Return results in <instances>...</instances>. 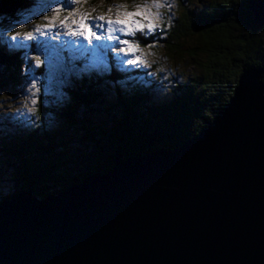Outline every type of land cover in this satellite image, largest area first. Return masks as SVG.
<instances>
[{
  "label": "water",
  "instance_id": "obj_1",
  "mask_svg": "<svg viewBox=\"0 0 264 264\" xmlns=\"http://www.w3.org/2000/svg\"><path fill=\"white\" fill-rule=\"evenodd\" d=\"M264 27V0H248ZM21 0H0L9 15ZM264 70L244 69L200 133L115 156L44 197L0 201V264H264Z\"/></svg>",
  "mask_w": 264,
  "mask_h": 264
},
{
  "label": "trees",
  "instance_id": "obj_2",
  "mask_svg": "<svg viewBox=\"0 0 264 264\" xmlns=\"http://www.w3.org/2000/svg\"><path fill=\"white\" fill-rule=\"evenodd\" d=\"M21 1V10L31 9L37 1L45 2L47 8L57 4L54 0ZM186 1L190 6L196 3V9L186 6L177 13L173 30L161 43L173 52L179 40H193L187 54L191 58L202 55L200 72L177 86L170 100L158 103L150 96V86L145 84L153 80L140 70H132L139 76L129 79L125 68L116 70L97 64L87 72L69 77V101L60 109L63 123L59 122L54 133H48L39 124L27 132L16 131L13 138L0 142V166L9 173L15 188L6 198L22 188H32L34 194L44 197L77 184L92 172L106 171L115 156L126 158L182 145L205 129L225 106L244 69L264 70V27L254 26L248 0ZM16 12L5 15L8 19L0 14V39L5 46L12 44L10 38L14 32L6 21ZM137 37L153 41L152 34L146 38L137 34ZM25 55V49L16 48L7 54L0 44V65H5L9 80L19 79L17 67ZM101 86L110 88L105 94L112 96L116 115L108 126L87 128L84 123L81 126L76 112L102 103L103 98L97 95L100 88L104 89ZM49 109L52 108L45 107L38 99L35 112L40 122ZM77 134L82 136L80 142L75 141Z\"/></svg>",
  "mask_w": 264,
  "mask_h": 264
},
{
  "label": "rangeland",
  "instance_id": "obj_3",
  "mask_svg": "<svg viewBox=\"0 0 264 264\" xmlns=\"http://www.w3.org/2000/svg\"><path fill=\"white\" fill-rule=\"evenodd\" d=\"M49 2L51 1L49 0ZM56 2H58V0L53 1V3ZM59 2L62 3L63 0H59ZM145 3L150 4L151 0H84L78 7L77 12L87 13L90 17L104 16L106 19H115L117 5H122L120 11L123 12L134 11L137 4L143 5ZM167 3L171 5V8L162 7L159 9L161 13V19L158 21L160 27L152 33L151 39L153 41H142L137 37V34L139 35L140 33H137L135 36V41L139 42L140 49V52L137 54H143L144 59L147 61V67L133 68L131 65H122L120 60L123 59V57L118 58V52L111 48L102 51L98 63L109 65L113 68L115 67L114 69L116 70H123V68H125L124 70L128 73L129 79H136L135 77L139 76L137 71L132 70L143 71L147 78L153 80L145 84L150 86V96L157 103L170 100L177 92V86L187 83L190 78L200 72L199 64L204 60L202 55L191 58L187 54V49L193 44V40L191 39L179 40V44L175 43L177 48L174 49L173 52L162 46L161 41H164V39L168 37V34L171 33L175 26L174 18L176 14L184 10L186 6L188 9H196V3L193 2V6H190L186 0H167ZM110 8L111 11H109ZM47 9L48 8L45 7V2L37 1L29 10L18 9L16 15L13 18L10 17L9 21L6 22H9L8 24L11 25V29L13 28L14 31H32L36 25L46 23L41 19V15L45 13ZM152 11L155 12L156 9H152ZM65 14H67V12L61 13V16ZM34 17H36L37 20H34ZM3 18L8 19L6 16ZM16 25L18 27L15 29L14 26ZM165 25H167V27H165ZM55 31L56 30L53 29V32ZM69 39L70 38L63 33L59 36L52 35L51 33H46L44 37L37 36V40L42 41L44 46H46L53 55L51 58L47 55H42L41 59L44 63L39 67H35L31 57L40 54V52L36 50V43L33 41L32 43H35V45H30L28 49H25V58L17 67V70H19L17 73V76H19V79H16L17 82L9 80L7 72H5V65L3 64L4 67L0 65L1 143L7 141L10 137L13 138L16 131L27 132L34 129L36 127L35 125L41 124L46 128L48 133H54L57 127H59V122L63 123V120L60 119L59 116H62V110L60 109L69 101V95L67 94V88L71 84L69 77L81 73L79 70L85 65L92 64L90 56L88 59H76L73 60L71 64L68 63V56L72 51L68 43ZM127 39L132 40L133 38L127 37ZM10 41L13 43L12 40ZM26 42L27 41L24 43ZM3 43L5 42L0 39V44L4 47L6 53L10 54L11 48L5 46ZM101 43L107 42L102 41ZM148 44H154L155 46L147 47L146 45ZM84 47H88V45L84 44ZM55 53H60L61 57H63L65 68H70L72 64H75L76 73L65 75L63 72L54 71L57 64ZM78 62L79 64H77ZM12 69L15 73V69ZM37 70L39 71L38 73ZM34 77L37 78V90L30 88V84ZM156 77H158V80H156ZM107 85L109 86L110 84ZM101 87H104V89L100 88L101 90H98L97 95L103 98L102 103L92 105L87 109L78 110V112H76L77 117L82 122L81 126L83 123L87 128L97 125L108 126L112 118L116 115L117 107L114 106L112 96L105 94V91L110 88L106 86ZM33 91L36 93L35 96L32 95ZM99 91L102 93H99ZM32 99H35L36 103L38 99H40L45 107L52 108L45 112V117L42 122L39 121L36 112L28 111L29 108L36 107V104L33 105L31 103ZM75 136V141L80 142L82 136L79 134ZM14 189V185L9 179V173L2 170L0 166V201L5 199Z\"/></svg>",
  "mask_w": 264,
  "mask_h": 264
},
{
  "label": "snow or ice",
  "instance_id": "obj_4",
  "mask_svg": "<svg viewBox=\"0 0 264 264\" xmlns=\"http://www.w3.org/2000/svg\"><path fill=\"white\" fill-rule=\"evenodd\" d=\"M84 0H63L57 2L55 7L48 8L41 15L44 24H38L32 31L21 32L14 31L10 48L28 49L30 44L24 43L35 42L36 50L40 54L31 57L35 67H39L44 61L41 56L47 55L50 58L53 53L49 52L42 41L37 40V36L44 37L46 33L59 36L61 33L68 36V43L71 46V52L68 56V63L71 64L76 59H92L91 65H85L79 71L87 72L90 67H96L100 61L102 51L111 48L118 52L119 57H123L120 63L124 66L131 65L136 67H147V61L140 52L139 42L135 41V36L140 33L145 38L154 33L160 27L158 21L161 19L159 9L162 7L171 8L167 0H151V3L143 5L137 4L134 11H120L122 5H117L116 18H105L104 16L90 17L87 13H78V7ZM156 9V11H152ZM111 11V8L109 9ZM67 12L61 16V13ZM23 27V25H22ZM167 27V25H165ZM53 29L56 31L53 32ZM132 37V40L127 39ZM155 39V37H154ZM106 41L107 43H101ZM87 44L88 47H84ZM147 47H154V44H148ZM87 54V55H86ZM57 64L54 68L56 72H63L65 75L76 73V66L72 64L70 68L64 67V59L60 53H55ZM37 78H33L30 88L37 90ZM35 91L32 95L35 96ZM31 103L36 104L32 99ZM29 112H35V108H29Z\"/></svg>",
  "mask_w": 264,
  "mask_h": 264
}]
</instances>
